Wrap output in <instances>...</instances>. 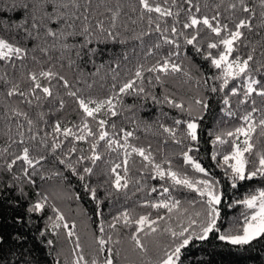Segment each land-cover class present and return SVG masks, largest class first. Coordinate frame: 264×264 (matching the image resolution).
Returning a JSON list of instances; mask_svg holds the SVG:
<instances>
[{"label":"snow or ice","instance_id":"obj_1","mask_svg":"<svg viewBox=\"0 0 264 264\" xmlns=\"http://www.w3.org/2000/svg\"><path fill=\"white\" fill-rule=\"evenodd\" d=\"M221 6L227 15L220 11ZM202 7L210 8L212 14L203 12ZM130 10L138 13L137 19L128 18L131 24L135 25L139 20L146 21L148 26L146 31H141L132 39L140 40L143 44V37L151 33L158 34L156 42L144 53L145 58L155 55L164 46H170V49L150 66L138 63L133 75L126 80L120 81V73L112 69L113 83L106 96L84 95L82 89L71 84L64 75L54 70V66H41L38 71L21 73L15 82L0 76V81L11 84L7 97H19L21 104L29 106L33 99L37 102L55 100L58 103L57 110H62L65 100L59 93L54 95L53 92L52 82L56 81L64 89L65 95L74 100L80 116L79 123H72L71 126L57 120L50 125V132L38 129L44 132V135L38 136L33 131L36 122L28 112L20 107L8 109L11 114L9 119L23 118L30 135L26 136L24 123L18 119L16 127L19 139L9 136L11 143L0 152V192L15 190L20 197H25L24 185H35V177L45 180L61 176L59 171H53L51 175L44 174L42 162L47 161V156L40 154V150L47 146L49 154L54 155L68 142L67 152L63 156H55V159L82 182L85 192L98 209L96 215L100 220L92 234V253L85 254L76 231V222H69L63 210L50 202L49 195L38 193L26 212L45 217L40 237L49 233L54 237L63 235L69 243H73L70 264H117L120 256L117 246L125 240L129 251L140 258V264H185L190 249L196 243L207 242L212 237L241 248L264 240V187H257L240 198L228 201L224 191L225 187L239 190L247 186V182L264 183V42H247L248 34L264 33V0H227V3L219 0V3L211 6L207 0L203 5L200 0H138V7L133 4ZM106 11L111 13L107 24L105 19L100 18L103 13L91 9V0H85L84 3L80 0H0V62H23L29 55L31 43L33 53L39 50L47 57L43 63L53 59L49 55L50 49H58V59L66 58L71 68L76 64L72 59L73 52L77 58L85 48L88 53L95 54V49L88 48L93 40L127 43V38H121L118 31V27L128 31L127 22L118 25L121 7L117 6L115 10L106 8ZM76 38H82V42L75 43ZM181 38L184 45L193 46L195 52L202 55L212 69L217 70L216 74L204 81V86H208L209 79L213 81L210 92L223 94L220 111L225 117H235L239 121L228 129L213 128L206 131L207 143L211 145L210 159L223 173L222 179H218L200 157V145L205 135L204 121L209 109L207 99L197 96L187 103L183 100L177 102L167 94L159 99L146 89L145 82L148 87L154 86V82L162 85L165 78L177 74L187 80L192 79L190 71L183 66V60L177 62L180 59ZM70 40L73 43H69ZM21 41H24L23 45ZM203 44H206L207 50L202 51ZM256 44H260L262 49L259 58L255 55ZM241 45L250 47L246 55L241 54ZM31 59L37 65L42 64L35 55ZM124 59H128L127 54ZM12 67H16L15 63H12ZM145 73L150 75L145 76ZM216 81H219L218 85ZM22 82L27 85L25 89L21 87ZM196 83L199 85L201 82L197 80ZM87 88L91 89L92 84H88ZM133 95L150 97L155 104L166 103L178 110L179 115L171 118V125L161 123L159 127L174 144L182 146L181 151L175 154L179 166L174 165L173 159L169 157L157 162L150 146L145 148L131 143L132 139H138L134 130L121 127L117 132L114 122L110 125L113 131L107 130V117H117L118 106L124 107V96ZM231 97H236V107H242V112L233 111ZM254 113L260 114L258 119ZM37 116L45 125L49 124L43 112H38ZM78 142H87L88 149L78 148ZM101 142L107 152L120 151L123 156L120 163L111 164L108 169L109 179L104 184H110L111 189L122 192L130 184L141 185L140 180L130 176L129 161L134 156L144 162L142 166L151 172V179L164 182L160 185L158 199H144L139 203L141 208L155 210V215L151 211L136 214L134 208H125L113 216L110 223L104 220L98 187L88 182V178L94 175L97 162L104 158L99 151ZM13 144L17 145L18 150H12ZM73 153L79 154L73 159ZM179 189L194 193L195 196L182 202L173 195ZM137 191H144L143 186L138 187ZM157 192L158 188L152 187L146 195L151 197ZM108 194L111 195V192ZM75 199L80 200L81 197L76 196ZM238 206L241 208L239 214L226 220L224 209H236ZM161 210H164L163 214ZM47 211L52 214L46 215ZM173 220L175 225L171 223ZM121 228L131 231L122 235ZM72 238H75L74 241ZM26 240L27 237L23 235L9 237L0 233V264H41L33 255V248L25 247ZM54 245V239L46 240V246L51 250L48 255L56 251ZM153 252L155 258L150 256ZM60 255V252H56L53 264H62ZM63 264L69 262L64 261Z\"/></svg>","mask_w":264,"mask_h":264},{"label":"trees","instance_id":"obj_2","mask_svg":"<svg viewBox=\"0 0 264 264\" xmlns=\"http://www.w3.org/2000/svg\"><path fill=\"white\" fill-rule=\"evenodd\" d=\"M80 2L84 3L85 0H80ZM159 2H162V0H159ZM204 2L205 0H200L201 5H203ZM207 3L211 6L219 3V0H207ZM225 3H227V0H225ZM133 4H136L138 7V0H91V9L95 10V12L103 13V16L100 18L105 19L106 24L108 22L107 18L111 15L110 12L106 11V8L115 10L117 6L121 7V16L118 20V25L121 22H127L128 31H124L122 27H118V31L121 34V38H127V43L120 44L119 42L111 40L108 42L93 40V42L88 45V48L95 49V54L88 53V49L85 48L82 50V55L77 58L73 52L72 59L76 61V64L71 68L68 67L66 58L64 60L58 59L60 57V51L58 49H50L49 55L52 56L53 59L46 64L43 63V61L47 60V57L39 50L33 53L31 51L32 44L29 43V55L23 62L14 61L7 64L0 62V76H4L9 81L15 82L19 80L21 73H27L30 70L38 71L41 66L44 68L54 66V70L64 75L71 84L82 89L84 95L90 94L100 98L106 96L110 93L111 84L113 83L112 69L120 73V81L126 80L133 75L134 69L138 63H144L146 66H150L170 49V46H164L160 50H157L155 55L145 58L144 53L147 51L148 47L156 42L158 34L151 33L143 37V44L140 40L132 39L133 36L141 31H146L148 28L146 21L137 20L135 25L131 24L128 18L137 19L138 16V13H133L130 10ZM173 10L175 11V9ZM202 11L209 15L212 14L210 8L204 9L202 7ZM220 11L224 13V15H227V13L224 12L223 6H221ZM181 19H183V14L181 15ZM169 22H171V18H169ZM256 41L264 42V33L261 35H256L255 32L248 34L247 42L254 43ZM81 42L82 38H76L75 43L79 44ZM49 43H51V40H49ZM69 43H73V41L70 40ZM21 44L23 45L24 41H21ZM43 46L47 47V44ZM201 47L202 51L207 50L206 44L201 45ZM256 49L255 55L259 58L262 50L261 45L256 44ZM240 50L242 55H246L250 47L245 48L241 45ZM212 51L215 52V50ZM125 54H127V60L124 59ZM33 55L41 60V65H37L32 61L31 57ZM174 59L176 58L174 57ZM180 60H183L184 68L190 71L192 76L191 80H187L186 77L177 74L165 78V82L162 85L155 84L154 82V86L148 87L145 82L146 89L159 99H163V96L167 94L177 102L183 100L187 103L191 98L197 96H203L207 99L209 109L204 121L205 135L200 145V157L202 158L203 164L208 167L212 173L216 174L218 179H222L223 173L220 169L215 167V163L210 159L211 145L207 143L208 137L206 131L213 128H217V130L219 128L228 129L234 127L239 121L235 117H225L220 111L223 107L220 102L223 94L210 92L209 89L213 86V81L209 79L208 86H204V81L208 77L216 74L217 70L212 69L209 62L205 61L202 55L195 52L193 46L184 45L182 38L180 59H178L177 62L179 63ZM12 63H15V68L12 67ZM61 64L64 66L61 67ZM117 65H119V67H117ZM81 73H83V75H81ZM148 75L150 74L145 73V76ZM257 78H259V76H257ZM197 80L201 82L199 85L196 83ZM235 83L239 84V81ZM52 84L54 85V95L59 93L65 100V107L62 110H57L58 103L55 100L37 102L33 99L31 106L21 104V98L7 97L6 93L11 87V84H5L3 81H0V152L11 143L9 136L16 140L19 139L17 135L18 129L16 127L18 119L21 123H24L26 136L30 135V133L27 132V124L23 121V118L12 117L9 119L11 114L8 112V109L11 107H20L29 113L30 118L36 122V127L33 131L37 132L38 136L44 135V132L38 131V129H44L50 132V125L57 120L69 126H71L72 123H79L80 116L74 100L65 95L64 89L58 85L56 81H53ZM88 84H92L91 89L87 88ZM215 84L218 85L219 81H216ZM21 87L25 89L27 85L22 82ZM231 100L233 111L242 112V107L240 109L236 107V97H231ZM123 103V108L119 106L117 108L119 113L117 117H107L109 121V124L106 126L107 130L109 132L113 131L110 127L113 122L117 124V132L121 127L126 130H134L135 136L138 137V139H132L131 143L145 148H149L150 146V150L153 152L157 162H160L165 157H169L173 159L174 165L179 166L178 157L175 154L181 151L182 146L174 144L167 137V134L163 133L162 129L159 127L161 123L166 126L171 125V118L178 117L179 115L178 110L169 107L166 103L155 104L150 97L144 98L143 96H124ZM257 105L259 106V98H257ZM250 106L249 104V107ZM38 112H43L45 114V120L49 122L48 125H45L43 121L39 120L37 116ZM163 113H167L168 115L165 116ZM259 115V113H254L257 119ZM133 121H135V123H133ZM218 122L220 123L218 124ZM93 127L95 131L94 123ZM68 146V142H65V145L62 146L61 149H58L54 155L49 154L47 146L40 150V154L47 156V161L42 162L44 174L51 175L53 171H59L62 174L61 176H52L51 179L45 180H41L39 176L35 177V185H24V191L27 194L25 197H20L15 190L0 192V233L9 237H15L17 235L27 237L25 247L33 248V255L41 261V264H53L56 258V252H60V245L62 246L64 243L69 244V242L63 235L54 237L49 233L45 237H40L39 233L45 226V217L35 213L29 215L26 212L29 203L35 201L38 193L49 195L50 202L55 203L63 212H67L63 203L60 205V202H58V196L56 194L58 192L61 194L66 193L69 199H71V205L77 206L82 212L81 215L90 228L91 237L100 220V217L96 215L98 211L96 204L91 200L90 195L85 192L82 182L55 159V156H63L67 152ZM77 147L87 150L89 145L87 142H78ZM12 150H18L17 145L13 144ZM99 151L103 153L104 158L97 162L94 168V175L88 178V182L90 185L98 187V198L102 202L100 210L103 211L104 220L110 223L112 217L125 208H134L136 214H145L151 211L153 215H155V210L141 208L139 207V203L144 199H158L160 185L164 184V182L159 179H151V172L144 169L142 166L144 162L140 157L134 156L129 161L130 176L135 180H140L141 185L130 184L128 189L122 192H116L114 189H111L110 184H104V181L109 179L107 172L111 164L120 163L123 156L120 154V151L107 152L103 147V142H101ZM33 154L36 153L34 152ZM78 154L79 153H73L72 158L74 159ZM0 162H2V157H0ZM100 185H103V187H100ZM140 186H143L144 191H137V188ZM152 187H157L158 192L148 197L146 193L149 192ZM257 187H264V183L258 181L247 182V186L236 191L232 190L230 187H225L226 201L240 198L246 192ZM109 192H111V195L108 194ZM173 195L182 202L192 199L195 196L194 193H189L183 189L174 191ZM76 196H80L81 199L76 200ZM185 207H187V204H185ZM240 211L241 208L239 206L236 209L225 208L224 213L226 220H231L233 217L237 216ZM163 213L164 210H161V214ZM51 214L50 211L46 213V215ZM171 223L175 225V220L171 221ZM118 227H120V225H118ZM130 231L131 229L121 228L122 235H126ZM47 239L55 240L54 248L56 251H52L51 255L47 254L51 251L46 246ZM124 242H126V245L119 247L120 251L124 250L122 254L130 252L127 241L125 240ZM161 242L164 243L165 241L162 239ZM150 256L155 258V253H150ZM122 258L123 260L119 264H132V262H134V264H140V258L133 253L132 256L127 257V259L123 256ZM190 262L191 264H264V240L255 241L251 246H244L241 248L239 246L228 245L226 242H221L215 239V237H212L207 242L196 243L190 249L185 258V264H190Z\"/></svg>","mask_w":264,"mask_h":264},{"label":"rangeland","instance_id":"obj_3","mask_svg":"<svg viewBox=\"0 0 264 264\" xmlns=\"http://www.w3.org/2000/svg\"><path fill=\"white\" fill-rule=\"evenodd\" d=\"M58 196V202H60V205H62L61 203H63L65 209L67 210V212H64L66 217L68 218L69 221H76L77 224V233L80 236V241L82 243V245L84 246L85 249V254L86 255H90L92 253V237H91V231L90 228L88 226V223H86L85 219L83 218V216L81 215L82 212L78 209L77 206L75 205H71V199H69L68 195L66 193H56ZM70 202V203H69ZM70 208H69V207ZM113 238H116V235H113ZM73 241L75 238H72ZM126 242H123L121 245L118 246L122 247L125 246ZM60 259L62 261V264L64 261H68L70 264V261L72 259V254H71V250L73 248V243H69V244H65L64 245H60ZM124 252V250L120 251V256L117 258V263L119 264L123 258V257H130L132 256V253L128 252L125 254H122Z\"/></svg>","mask_w":264,"mask_h":264}]
</instances>
